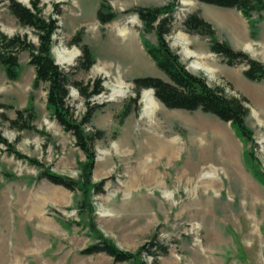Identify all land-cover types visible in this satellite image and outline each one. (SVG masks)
<instances>
[{"label": "rangeland", "instance_id": "obj_1", "mask_svg": "<svg viewBox=\"0 0 264 264\" xmlns=\"http://www.w3.org/2000/svg\"><path fill=\"white\" fill-rule=\"evenodd\" d=\"M16 1L27 8L39 1L42 16L58 20L50 53L56 64L65 62L57 64L61 69L84 84L102 81L103 91L88 100L94 112L85 130L103 135L93 143L88 171L73 136L46 109L47 85L33 89L28 53L18 54L14 81L0 67V136L39 164L16 159L0 146V264H128L103 253H82L100 240L131 254L145 246L146 264H264V80L249 81L243 75L246 63L228 66L222 56L210 52L207 37L187 33L183 26L189 15L196 14L212 26L219 42L264 66V12L248 19L236 9L197 0H108L117 16L102 24L96 17L101 0ZM171 2L175 5L172 30L166 36L170 49L188 72L203 77L209 87L221 89L229 98L247 99L245 124L251 140L245 141L230 123L213 115L168 109L149 89L133 102L134 79L167 81L142 45L143 40L155 45V33L143 31L133 9ZM0 31L38 43L35 33L9 13L5 0H0ZM121 31L125 36H120ZM77 32L79 45L73 40ZM83 45L95 59L87 71L75 69ZM75 52L77 56L70 59ZM186 53L200 59L186 58ZM195 64L211 74L193 70ZM149 91L155 107L150 116L160 127L155 137L142 111V94ZM66 103L80 120L87 106L74 88ZM25 108L35 112L36 131L10 127L8 120ZM149 138L177 147L170 164L165 162L167 155L158 159L157 143ZM141 159L147 165L158 161V181L134 185L132 165ZM43 170L78 182L80 189L71 192L39 179ZM87 171L89 185L83 186ZM181 175L193 180L186 185ZM206 176L214 184L210 186ZM99 184L102 192L96 194L93 186ZM152 237L167 250L155 260L147 253Z\"/></svg>", "mask_w": 264, "mask_h": 264}, {"label": "trees", "instance_id": "obj_2", "mask_svg": "<svg viewBox=\"0 0 264 264\" xmlns=\"http://www.w3.org/2000/svg\"><path fill=\"white\" fill-rule=\"evenodd\" d=\"M7 1L9 13L16 19L21 27L31 29L37 38L34 45L27 41L25 36L8 37L0 31V67L8 80L14 81L18 76L19 62L18 54L27 52L29 56L28 64L34 69L33 89H37L40 84H46V109L51 113L54 120L65 132L70 133L75 145L87 159V170L89 171L94 159L93 143L103 135L101 131L88 132L85 126L90 124L94 107L88 106L93 96L99 95L102 91V81L100 79L87 83L72 79L73 73L61 69L51 56L52 36L59 29L58 20L52 16L46 18L42 16L39 1L31 2V8H27L16 0ZM200 3L212 5L220 8L236 9L243 17L251 18L254 13L264 12V0H197ZM174 3H168L160 7L135 8L133 11L142 23L143 31L154 32L156 44L151 45L143 40V48L152 62L167 77V81L156 77H145L133 80L135 87V98L139 99L142 90L153 91L154 97L168 109H178L187 112L201 111L218 118L220 121L230 123L239 135L245 140H251V131L245 124V118L249 113L245 97H226L219 88H211L201 76L191 74L180 62L179 57L169 47L166 36L171 33ZM56 10V14H60ZM117 14L112 11L108 0H101L97 10V20L102 24H107L116 18ZM187 33H196L209 39L210 52L222 56L228 66H233L235 61L246 63L247 69L243 75L249 81L260 82L264 80V66L259 62L249 58L240 51L233 50L227 43L219 42L215 37L212 26L201 19L196 14L189 15L183 22ZM80 32L73 38L76 45L81 43ZM95 63L90 48L81 46V57L75 69L87 71ZM70 88H74L85 100L86 112L76 120L72 109L67 105V98ZM36 115L32 108H25L16 111V118L8 120L10 127L18 132L25 130H35L32 125ZM40 133V132H38ZM0 146L5 147L7 154L16 159L26 160L30 164H37L35 160L29 159L20 154L9 142L0 136ZM85 172L83 186L89 185V172ZM38 178H45L54 185L61 186L71 192L79 188V183L61 176L54 175L47 170L41 171ZM95 193H101V184L93 186ZM152 237L149 242L147 253L157 259L159 255L167 253L166 248L155 241ZM145 246L140 247L135 254L123 252L106 240L86 248L82 253L94 255L103 253L112 258L114 262L128 264H146L142 255ZM153 250V251H152Z\"/></svg>", "mask_w": 264, "mask_h": 264}, {"label": "bare ground", "instance_id": "obj_3", "mask_svg": "<svg viewBox=\"0 0 264 264\" xmlns=\"http://www.w3.org/2000/svg\"><path fill=\"white\" fill-rule=\"evenodd\" d=\"M120 36H125V33L123 31H121L120 32ZM181 40H182V38H181ZM183 43H184V45L187 44L186 42H183ZM76 56H77L76 52L72 53L71 56H70V59H74ZM185 57L186 58H194L196 60L200 59V58H198V56H196L194 54H191V53H186ZM63 63H65V62H60L59 60L57 61L58 65H62ZM191 68L193 70L203 71L205 73H210L211 74L210 70L205 68L203 65L195 64ZM152 99H153V97H152V92L151 91L144 92L142 94V97H141V102L144 103V106L142 108V111L144 113V118L147 120L149 126L154 128L155 131L153 132L152 135L155 137L156 133H158L160 127H159V124L157 122H154L152 120V118H151L152 116H150L154 112V109H155V107L152 106V103L150 101ZM149 139H150V141H156V143H157V149L156 148L155 149H156V153H157L158 159L161 160L162 157H165V155H167L165 157V162L167 164H170L174 160V157L178 153V149H176L177 147L174 148V146H172L173 147L172 148L170 146L171 143L169 144L165 140H156L155 138H149ZM132 166H133L132 168L134 170V174L133 175H134V179H135L134 182H133L134 185H137L139 183V181L140 182L143 181L145 183H151V182L158 181V179H159L158 178V176H159V174H158V161L157 162L155 161L151 165H147L146 162H145V159H141L140 161L135 162ZM204 178H205V176H203L201 178V180L204 179ZM206 178H207V182L209 183L210 186L212 184H214V180L213 179H211L209 176H206ZM208 178H210V179H208ZM180 179H183L185 181L186 185L189 184L193 180V178L186 177L184 175H181ZM199 189L200 188L197 187V190H199Z\"/></svg>", "mask_w": 264, "mask_h": 264}]
</instances>
